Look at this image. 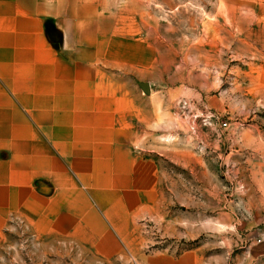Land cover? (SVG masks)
Segmentation results:
<instances>
[{
    "label": "crops",
    "instance_id": "obj_1",
    "mask_svg": "<svg viewBox=\"0 0 264 264\" xmlns=\"http://www.w3.org/2000/svg\"><path fill=\"white\" fill-rule=\"evenodd\" d=\"M118 2L0 0V229L16 214L79 229L137 210L161 175L149 143L175 148L191 131L180 100L264 109V0L217 15L199 66L193 37L172 50Z\"/></svg>",
    "mask_w": 264,
    "mask_h": 264
},
{
    "label": "rangeland",
    "instance_id": "obj_2",
    "mask_svg": "<svg viewBox=\"0 0 264 264\" xmlns=\"http://www.w3.org/2000/svg\"><path fill=\"white\" fill-rule=\"evenodd\" d=\"M129 2L148 30L172 39V50L184 35L193 37L196 66L212 30L218 32L217 15L239 6L236 0ZM262 108H248L245 116L224 109L229 127L206 129V142L191 134L198 132L178 109L180 126L191 133L179 127L175 148L149 143L146 152L157 158L161 175L137 210L114 206L109 219L100 215L79 229L12 215L0 229V264H264Z\"/></svg>",
    "mask_w": 264,
    "mask_h": 264
},
{
    "label": "built area",
    "instance_id": "obj_3",
    "mask_svg": "<svg viewBox=\"0 0 264 264\" xmlns=\"http://www.w3.org/2000/svg\"><path fill=\"white\" fill-rule=\"evenodd\" d=\"M178 109L182 118L189 123V127L194 132L206 129L220 131L229 127V123L222 120L220 113L203 103L183 99L179 101Z\"/></svg>",
    "mask_w": 264,
    "mask_h": 264
},
{
    "label": "water",
    "instance_id": "obj_4",
    "mask_svg": "<svg viewBox=\"0 0 264 264\" xmlns=\"http://www.w3.org/2000/svg\"><path fill=\"white\" fill-rule=\"evenodd\" d=\"M143 86H144V88H147L148 84H144Z\"/></svg>",
    "mask_w": 264,
    "mask_h": 264
}]
</instances>
